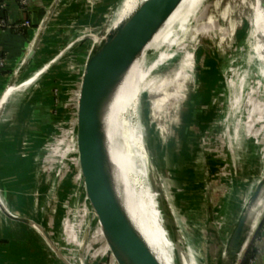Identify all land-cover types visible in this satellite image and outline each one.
I'll use <instances>...</instances> for the list:
<instances>
[{
  "label": "rangeland",
  "instance_id": "rangeland-1",
  "mask_svg": "<svg viewBox=\"0 0 264 264\" xmlns=\"http://www.w3.org/2000/svg\"><path fill=\"white\" fill-rule=\"evenodd\" d=\"M123 1H75L74 12L82 14L79 16L85 19L84 24L78 23L76 13L64 34L66 41L61 42L62 54L38 77L35 87L41 88L42 82H50L60 93L61 86L72 85L67 86L66 97L55 98L60 101L62 114L58 117L62 120L35 151L28 146L26 150L11 148L14 144L11 141L17 140L19 134L22 140L29 133V124L34 118L30 112L32 96L24 101L25 106L19 104L18 98L21 90L30 85L11 95L6 113L0 116L9 140L1 152L0 193L10 209L44 227L71 264H80L77 228L65 188L72 115L93 38L97 42L101 39ZM252 2L206 0L197 14V22L182 36V47L158 70L155 87L158 92H146L139 107L146 151L153 168L160 172V183L164 184L184 229L182 246L173 252V264H184L180 260L183 252L193 256L198 264H208L213 244L206 231L207 190L215 210L216 228L224 237L242 200L243 187L255 183L264 171L263 168L259 172L264 162V87L257 81L248 39ZM166 58L169 56L164 51L163 61ZM143 61L140 58L135 64L133 86L136 81H144L148 74ZM187 61L188 67H185ZM62 64L71 78L53 74ZM156 64H160L158 60ZM139 71L144 73L140 80ZM157 103L159 108H153ZM62 187L64 196L60 194ZM94 216L107 235L112 224L105 228L95 212ZM11 221V240L24 241L30 254L36 252L37 245L41 246L39 257L47 260V264H67L37 230L20 223H17L20 227H14ZM259 223L258 220L249 240ZM261 237L260 245L264 246V230ZM36 239L39 243L33 242Z\"/></svg>",
  "mask_w": 264,
  "mask_h": 264
},
{
  "label": "water",
  "instance_id": "water-1",
  "mask_svg": "<svg viewBox=\"0 0 264 264\" xmlns=\"http://www.w3.org/2000/svg\"><path fill=\"white\" fill-rule=\"evenodd\" d=\"M60 1H53L41 23L38 25L36 35L31 41L25 57L13 73L8 84L7 89L13 87V90L3 104L0 101V116L2 115L3 106L11 98V95L15 91L35 82L48 69L50 64L55 62L62 54L64 48L26 80L18 82L35 56L46 27ZM149 1L150 8L144 9L146 16L142 17L144 14L142 15L141 12L137 13L138 16L135 17V21L130 20L128 23L129 32L122 34L126 36L134 31V26L138 22V19L141 18L143 20L140 22L142 23L140 25H152L143 42L139 45L130 44L128 46L122 45L120 48L114 47L113 40L115 41L120 29H116V33L113 31L101 43L97 42V39L94 37L92 48L86 58L81 75L72 115L65 170V188L73 214L74 226L77 228L80 264H134L133 257H136L138 263L142 264L143 256L141 250H136L134 253L131 252V255L130 253H126L121 246L119 247L110 243L96 222L94 212L101 218L106 211L108 192L113 191L117 185V170L112 147H117L118 140L123 135L134 115L138 112L144 95L147 92L145 88L147 87L146 83L157 78L158 70L163 68L174 57L175 52L182 47V36L188 34L192 29V25L197 22V14L201 10V5L206 0H197L192 5V8L185 15L183 24H173L172 35L177 38V44L170 47H167L168 44H165L158 49L148 47L149 43L160 31V26L156 21L151 23V13H155L163 20L166 16L172 14L183 0ZM259 7L261 9H258ZM260 16H264V0H253L248 27L249 50L257 81L264 87V58H260L255 50L256 45L261 44L260 46L262 47L264 44L261 43L260 37L256 38L253 36L254 34L250 36V32L253 33L256 18L259 19ZM109 19L110 16L105 24ZM75 41H72L71 44L75 43ZM163 51L167 52L169 58H166L160 64H156ZM140 58L144 59V68L148 71L146 75L147 81H136L137 84L129 86L126 94L125 92H120L131 68ZM119 93H121L120 96ZM118 97L120 99L126 98L124 104L120 103L119 109L118 102L116 104ZM110 134H112V138ZM163 194L164 196L168 195L167 191H164ZM162 202L169 220L168 223L178 245L176 249H179L182 246L184 235L176 216V209L173 208L174 210H172L170 208L167 198H163ZM263 209L264 172L255 183L248 184L245 188L243 198L238 205L237 211L234 213L229 229L226 235L222 237L216 228L215 210L210 191L207 190L206 231L213 244L208 264H237ZM0 211L9 219L37 230L55 253L67 264H71L62 256L50 233L32 218L18 214L10 209L1 193ZM189 257L190 254L183 252L180 260H183L184 264H186ZM91 259L93 260L92 262H90ZM147 260V264H163L155 256H150Z\"/></svg>",
  "mask_w": 264,
  "mask_h": 264
},
{
  "label": "bare ground",
  "instance_id": "bare-ground-1",
  "mask_svg": "<svg viewBox=\"0 0 264 264\" xmlns=\"http://www.w3.org/2000/svg\"><path fill=\"white\" fill-rule=\"evenodd\" d=\"M196 1L197 0H183L177 9L169 16H166V18L163 17V20L155 13H151V23L156 21L160 26V31L149 43L148 47L158 49L165 44H168L167 47L177 44V38L172 35V26L174 23H184L186 13L192 8V5ZM149 6H151L149 0H124L113 22L107 25L103 36H100L101 39L99 38L98 42H103L113 31L120 29L121 31L119 30L115 41L113 40L114 47L120 48L122 45H139L142 43L152 25H140L142 24L140 22L143 20H141V18H139L140 20L138 19V22L134 26V31L126 36L122 34L129 32L128 23L130 20L135 21V17L138 16L137 13L141 12L143 15L146 8H150ZM258 9H261V7ZM145 16L146 14L142 17ZM263 27L264 16H260L259 19L256 18L253 28L256 29V31L254 30L253 33H250V36L254 34L253 36L256 38L260 37L262 44H264ZM116 32L117 31H115V33ZM260 45L261 44L256 45V49H254L260 58H264V46L261 47ZM163 58L164 51L161 52L158 63H162ZM135 64L127 75L120 92H125L126 94L129 86L132 85ZM188 64L187 61L184 63V66L188 67ZM180 73H178V75H180ZM138 75L140 80L143 78L144 73L139 71ZM145 80L147 81L146 77ZM157 80L158 78H155L146 83L147 87L145 88L147 92H158L155 90ZM245 82L244 80V83ZM12 90L13 87H9L5 91L1 99V104L7 100ZM120 95L121 93H119V96ZM125 100L126 98L124 97L121 99L119 97L117 98L116 104L118 102V109L120 103L122 102L124 104ZM158 106V103L154 104L153 108L157 109L159 108ZM141 113L142 111L140 109L134 115L123 135L118 140L117 147H112L113 158L117 170V185L114 187L113 191L108 192L106 211L101 216L100 220L105 228L107 225L112 224V227L106 231V236L111 244L122 245L125 252L131 255V252L134 253L136 250H141L143 256L142 264H147V259L150 256L157 257L163 264H173V252L178 245L168 223L169 220L163 207V198H167L172 210H174V206L170 201V197L167 194L164 196L163 192L166 191V188L163 183H160V172L153 168L151 158L146 151L145 132ZM110 136L112 138V134H110ZM263 172L260 173V176ZM258 179L259 178H257L256 181ZM190 228L191 227H189V229ZM188 259L186 264H198L193 256L190 255ZM133 262L134 264H139L136 257H133Z\"/></svg>",
  "mask_w": 264,
  "mask_h": 264
},
{
  "label": "crops",
  "instance_id": "crops-1",
  "mask_svg": "<svg viewBox=\"0 0 264 264\" xmlns=\"http://www.w3.org/2000/svg\"><path fill=\"white\" fill-rule=\"evenodd\" d=\"M53 1L54 0H27L26 8H23L20 5L19 0L5 1L4 9L6 21L9 25L16 22H21L26 18H29V20L31 21V25L24 28V30L20 32L12 31L10 27L0 29V101L5 93V90L8 87V84L10 83L13 73L16 71L23 58L25 57L29 45L36 35L38 25L41 23ZM75 1L76 0L60 1L46 27L45 33L37 48L35 56L31 60L29 66L24 71L18 82L26 80L62 49L61 42L62 40L66 41V37L64 39V34H66L65 32L68 27L70 28V26L72 25L71 22L72 19H74L76 13L78 23L84 24L85 19L82 18L81 20V17L79 16L82 14L80 12H74V9L77 7ZM254 30L256 31V29H253V31ZM62 32L63 34L61 36ZM53 74H56L57 77H62L64 75L69 78L70 76L68 70L63 67V64L60 68L55 70ZM43 77L44 76H42V78ZM53 78L56 77L53 76ZM37 81L38 80H36L27 88H24V90H21V93L18 95L19 104L24 106L26 105L24 101L27 100L28 97L32 96L33 101L30 105V112L33 114L34 118L33 121L29 124V133H25L22 136V140L21 135L19 134L17 140L11 141L12 144L14 143L11 147L14 148V151L16 150V148L18 150L21 149V147H24L26 150V146H28L29 150L35 151L38 146L42 144L46 136L49 137L54 133L56 124H58L59 121L62 120L60 119V117H58L59 114H62L59 108L60 101L58 102V100H56L55 98L61 99L62 97H66L65 90H67L68 87L72 84H67L66 88H63L61 86L60 93H58V90L56 88H53L50 82H42L41 88L35 87ZM67 92H69V90H67ZM6 104L3 106V110H5ZM8 107L9 106H7V108ZM1 112L2 114H5L6 110ZM4 126V123L0 120V160L2 157L1 152L3 153L2 150L4 149L3 147L8 145L7 143L9 141L7 140L8 135L5 134L6 128H4ZM232 136L234 137L235 134L233 133ZM263 167L264 162L261 164L259 172L263 170ZM259 176L256 178H259ZM243 188L245 190V186ZM261 220L262 216L261 218H259V222ZM9 221H11V219L9 220L0 211V264H47V260H45L44 258L41 259L39 257L41 246L38 247L37 245L35 249L36 252H32L30 254V252L26 248L24 241L17 240L15 238L11 240V226ZM13 223H15L14 227H20L17 226L20 222L14 221ZM33 242L39 243L37 239ZM260 242H262V237L258 241L259 259L257 264H264V246L260 245ZM22 243H24V246H21Z\"/></svg>",
  "mask_w": 264,
  "mask_h": 264
},
{
  "label": "built area",
  "instance_id": "built-area-1",
  "mask_svg": "<svg viewBox=\"0 0 264 264\" xmlns=\"http://www.w3.org/2000/svg\"><path fill=\"white\" fill-rule=\"evenodd\" d=\"M19 3L23 8H26L27 0H19ZM4 6H5L4 4H0V27L1 28L9 27V24L6 21V18L3 17ZM30 25H31V21L28 18H26L23 21H21L20 23H18L16 26L18 28H20V30H24V28H26ZM256 232H257V230H256ZM256 232L253 234V237L251 238V240H248L246 247H245V249H244V251H243V253H242L237 264H244L243 259L245 257L246 251L249 248L254 247V248H257V250H258L257 244H258V241L261 239V236H257ZM258 259H259V250H258V253L255 256H253L252 258H250L248 263H245V264H257Z\"/></svg>",
  "mask_w": 264,
  "mask_h": 264
},
{
  "label": "trees",
  "instance_id": "trees-1",
  "mask_svg": "<svg viewBox=\"0 0 264 264\" xmlns=\"http://www.w3.org/2000/svg\"><path fill=\"white\" fill-rule=\"evenodd\" d=\"M5 1L6 0H0V4H4L5 5ZM3 17L6 18L5 9L3 10ZM18 23H20V22H16L14 24H10L9 25L10 29H12V31H16V32L23 31V30H20V28H18L16 26ZM0 29H2V28L0 27ZM210 170L212 171V169H210ZM60 194H61V196H64V194H65V189L63 187L60 188ZM263 229H264V217L262 218V220L259 223V227L257 229L256 235L257 236H261V232L263 231ZM3 241H6V240H3ZM257 247L259 248V245H257ZM257 253H258L257 248H254V247L249 248L246 251V253H245V257L243 259V263L244 264L248 263L249 259L252 258L253 256H255Z\"/></svg>",
  "mask_w": 264,
  "mask_h": 264
}]
</instances>
